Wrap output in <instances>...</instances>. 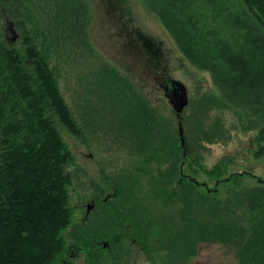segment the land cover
Returning <instances> with one entry per match:
<instances>
[{"label": "rangeland", "instance_id": "1", "mask_svg": "<svg viewBox=\"0 0 264 264\" xmlns=\"http://www.w3.org/2000/svg\"><path fill=\"white\" fill-rule=\"evenodd\" d=\"M86 2L88 40L99 62L130 84L157 123L149 126L147 134L141 125L140 130L117 120L110 100H102L92 85L91 62L59 68L58 86L79 137L60 131L78 172L72 174V223L63 234L65 247L56 264L65 258L68 264H239L238 249L243 241L234 227L251 223L258 209L250 198L241 200L239 208L229 206L234 203V190L244 184L256 187V178L264 180V156L253 157L258 149L257 129L264 122L250 119L251 127L244 129L248 123H241V115L217 106L220 95L209 73L183 59L144 0ZM12 32L11 42L20 48L17 33ZM150 51L161 60L160 68ZM168 79L180 82L187 93V105L179 114L163 96L161 84ZM128 122L133 123L130 118ZM146 141L158 145L149 149ZM176 158L183 165L185 180L206 183L215 202L208 199L201 208L186 198L177 199L173 194L180 187L174 182L164 186ZM220 160H224L219 169L221 180L231 173L254 177L246 175L240 182L215 186L216 179L204 171ZM122 184L125 187L119 194L116 187ZM108 199L120 207L118 224L105 217L108 210L102 202ZM210 223L221 225L219 231L210 234ZM101 231L116 241L111 239L110 248L101 247L89 260L87 250L92 253L95 249L92 235ZM76 242L87 248L86 253Z\"/></svg>", "mask_w": 264, "mask_h": 264}, {"label": "trees", "instance_id": "2", "mask_svg": "<svg viewBox=\"0 0 264 264\" xmlns=\"http://www.w3.org/2000/svg\"><path fill=\"white\" fill-rule=\"evenodd\" d=\"M144 1L183 59L209 73L220 95L217 106L241 115V123H248L244 129L252 120L264 122V0ZM89 13L86 0H0V264H56L64 251L63 234L73 218L72 174L78 169L60 131L79 137V128L58 86L60 67L91 62L92 85L102 100H110L117 120L141 125L147 134L157 123L130 84L99 62L88 40ZM12 31L22 48L11 42ZM255 142L253 157L259 159L264 126L257 129ZM144 143L149 149L158 145ZM221 166L224 160L204 171L216 179L215 186L254 177L231 173L221 180ZM182 167L176 158L164 186L174 182L180 187L173 194L177 199L201 208L208 199L215 202L206 183L185 180ZM256 180V187L244 184L234 190L229 206L239 208L241 200L250 198L258 209L251 223L234 227L243 241L239 264H264V180ZM102 203L105 217L122 218L110 199ZM209 225L210 234L221 226Z\"/></svg>", "mask_w": 264, "mask_h": 264}, {"label": "flooded vegetation", "instance_id": "3", "mask_svg": "<svg viewBox=\"0 0 264 264\" xmlns=\"http://www.w3.org/2000/svg\"><path fill=\"white\" fill-rule=\"evenodd\" d=\"M128 40H129V44H131V43H132V38H129V37H128ZM142 47H144V45H143ZM147 50H149L148 47H147ZM150 55L154 57L156 67H157V68H160V67H161V60H160V59H156V55L153 54V51H150ZM169 81H170V79L164 81V82L161 84V89H162L164 83H165V82H169ZM162 92L164 93L163 90H162ZM203 186L205 187V185H203ZM103 201H104V200H103ZM91 204H92V203H91ZM88 209H90V208H87V210H88ZM108 219L112 220L111 223H114V222L116 223V221L119 220V219H121V218H120V217H111V218H108ZM97 222H99V220H98ZM126 223H127V222H126ZM116 224H118V223H116ZM99 228H101V227H98V229H99ZM99 231H100V230H99ZM104 233H105V231H101V232H99V233H94V234L92 235L95 249H93L94 251H93L92 253L90 252L89 249L87 250V251H88V252H87V256H88L89 260L92 258V254H98L97 251H101V247H105V249H106V247H109V246L111 245V239H112L113 242L116 241L115 237H111L112 235L109 236V235L104 234ZM106 233H107V232H106ZM74 244H75V246H78L79 248H81L82 250H84L83 253H86V250H85L86 247H85V246H81L80 244H78V242H76V243H74ZM109 248H110V247H109ZM86 249H87V248H86ZM68 255H70V254H68ZM68 255H67V256H68ZM71 256H72V254H71ZM66 259H68V258H65V260H62V264H68V263L66 262ZM95 262H96V259H93V260H92V263H95ZM97 262H98V261H97Z\"/></svg>", "mask_w": 264, "mask_h": 264}, {"label": "water", "instance_id": "4", "mask_svg": "<svg viewBox=\"0 0 264 264\" xmlns=\"http://www.w3.org/2000/svg\"><path fill=\"white\" fill-rule=\"evenodd\" d=\"M162 90L164 91L163 96L172 105L174 111L177 114L182 112L188 101L184 86L180 82L170 79L169 82L164 83ZM89 207L90 205L87 206V208Z\"/></svg>", "mask_w": 264, "mask_h": 264}]
</instances>
